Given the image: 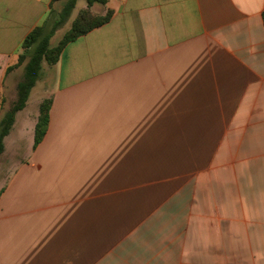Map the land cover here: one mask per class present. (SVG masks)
Wrapping results in <instances>:
<instances>
[{
    "label": "crops",
    "instance_id": "0c3cea01",
    "mask_svg": "<svg viewBox=\"0 0 264 264\" xmlns=\"http://www.w3.org/2000/svg\"><path fill=\"white\" fill-rule=\"evenodd\" d=\"M58 2L0 0V118ZM105 4L5 137L0 264H264V0Z\"/></svg>",
    "mask_w": 264,
    "mask_h": 264
},
{
    "label": "trees",
    "instance_id": "16d2710c",
    "mask_svg": "<svg viewBox=\"0 0 264 264\" xmlns=\"http://www.w3.org/2000/svg\"><path fill=\"white\" fill-rule=\"evenodd\" d=\"M87 2L91 6L94 3L105 4L107 0H87ZM76 3L77 0H68L62 10L57 14L58 16L52 10L44 24L37 26L27 35L23 42V52L19 55L18 61L10 65L6 70V74H8L17 67L25 64L24 77L17 85L16 99L0 118V157L5 151V137L10 133L14 125L18 111L26 106L32 89L41 78L43 64H56L69 42L109 22L113 15L112 10H108L105 15L95 16L89 10L83 9L73 21L71 28L66 32L59 44L52 45L53 36L68 21ZM51 105L52 99L50 98L44 99L40 104V114L35 127L34 147L43 140L47 132ZM3 107V104H1V108Z\"/></svg>",
    "mask_w": 264,
    "mask_h": 264
},
{
    "label": "rangeland",
    "instance_id": "374dc122",
    "mask_svg": "<svg viewBox=\"0 0 264 264\" xmlns=\"http://www.w3.org/2000/svg\"><path fill=\"white\" fill-rule=\"evenodd\" d=\"M68 0H61V3L58 2L56 7L54 8V11L57 14L62 10L64 5L66 4ZM86 9L89 10L93 15L99 16V15H105L107 13L106 9V4L102 3H94L93 5L89 6L87 0H77L75 8L72 10L71 15L68 19V21L60 27L55 35L52 38V45H58L59 42L62 40L66 32L71 28L73 21L77 18L79 15L80 11ZM45 80H43L41 83L37 82V90L40 88V84H44ZM36 86V85H35ZM34 86V87H35ZM36 90V91H37ZM35 100V95H33L32 100H31V106H33ZM1 103L3 104L4 107H8V94H4ZM7 104V105H6ZM5 108V109H6ZM24 118L21 117L20 121L18 122V127H17V132L20 130V126L23 123ZM17 134V133H15ZM31 136L27 132H24L23 136H21V139L23 140V146L21 147V151L23 153H26L27 150L31 146ZM13 139V138H12ZM12 139H9L7 142V150L5 149V152L3 155L0 157V179L5 178L8 172V166L11 165V163L14 160L21 159V154L16 155L15 149L13 148V141Z\"/></svg>",
    "mask_w": 264,
    "mask_h": 264
}]
</instances>
